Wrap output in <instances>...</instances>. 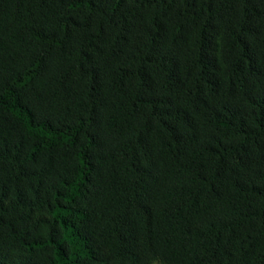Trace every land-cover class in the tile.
<instances>
[{"label":"trees","instance_id":"obj_1","mask_svg":"<svg viewBox=\"0 0 264 264\" xmlns=\"http://www.w3.org/2000/svg\"><path fill=\"white\" fill-rule=\"evenodd\" d=\"M0 264H264V0H0Z\"/></svg>","mask_w":264,"mask_h":264}]
</instances>
